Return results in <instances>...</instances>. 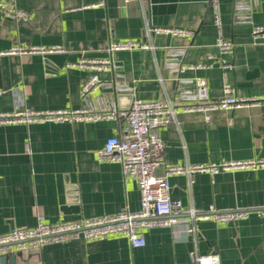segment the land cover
I'll return each instance as SVG.
<instances>
[{"label": "crops", "instance_id": "0c3cea01", "mask_svg": "<svg viewBox=\"0 0 264 264\" xmlns=\"http://www.w3.org/2000/svg\"><path fill=\"white\" fill-rule=\"evenodd\" d=\"M219 3L222 35L234 47L218 58L231 67L222 69L214 63L181 71L183 63L207 62V53L217 54V28L209 0H15L28 20L0 11V51L15 44L62 45L64 51L0 54V112L23 107L104 111L112 100L122 109L130 104L127 95L182 103L193 99L198 78L207 83L211 99L222 96L225 80L239 96H263L264 40L255 42L251 30L254 24H264V0ZM150 25L192 33L154 32ZM109 39L140 40L153 48L114 51L112 70L70 65L83 58H108ZM92 74L101 84L84 98L81 87ZM180 121V125L158 130L164 142V165L264 157L263 106L217 112L210 123L197 114L181 115ZM125 124L121 117L0 124V233L33 226L38 218L55 223L123 207L137 211L140 193L136 182L124 180L118 163L97 157L106 139L122 133ZM156 173L162 174L163 167ZM168 182L172 198L198 211L210 205L220 209L264 207V168L221 171L213 177L206 172L191 177L173 174ZM71 192L76 202H71ZM194 227V233L184 225L145 228L143 247H132L119 232L47 243L19 254L15 264H195L192 252L218 253L220 264H264V216L250 212L242 220H200Z\"/></svg>", "mask_w": 264, "mask_h": 264}, {"label": "built area", "instance_id": "2783aa9c", "mask_svg": "<svg viewBox=\"0 0 264 264\" xmlns=\"http://www.w3.org/2000/svg\"><path fill=\"white\" fill-rule=\"evenodd\" d=\"M102 4L103 2L100 1ZM213 13L217 36L214 46L216 53H207V62L183 63L180 70L207 68L217 63L222 69L231 67V64L219 55L230 53L234 44L222 35L221 14L219 0H209ZM0 11L6 16L27 21L28 14L15 4V0H0ZM154 32H165L172 35H188V29L170 27L153 28ZM253 40H264V24H254L251 30ZM150 43L127 39H109L106 45L108 58H83L70 63L83 69L93 71L112 70L114 62L111 54L114 51H130L135 49H152ZM64 51L62 45H21L15 44L0 54H50ZM219 54V55H218ZM218 58V59H217ZM161 80V79H160ZM101 81L96 74H92L82 85L81 95L88 98L100 86ZM222 96L216 99L209 97V88L203 79L194 81L193 99L186 102L172 100H141L133 97L126 109H119L114 100L110 101L104 111L93 110L88 107L70 109H33L23 107L9 112H0V124L12 123H39V122H82L101 119L124 118L125 128L122 133L109 136L104 146L97 150L99 160L118 163L121 167L124 180L132 179L136 182L140 193V207L131 211L123 207L113 213H105L90 217L61 220L55 223H46L38 218L35 225L30 227H13L9 231L0 233V256L28 253L41 248L47 243L63 242L70 239H96L111 233H122L132 247H143L146 243L143 229L167 226L184 225L189 233L195 232L194 223L200 220L215 223L238 221L248 217L250 212L264 216V207H233L220 209L210 205L203 211L193 207H184L179 199L172 198L168 176L185 174L191 177L197 172H206L213 177L221 171L249 170L255 171L264 168V157H253L245 160L221 159L212 163H186L164 165L162 150L164 142L158 133L160 127L169 124L180 125V116L197 114L204 123H210L217 112H231L238 108L255 106L264 107V95L239 96L234 87L226 80L223 83ZM163 167V173L156 170ZM195 264H220L218 253L196 254L192 252ZM25 264H40L26 262Z\"/></svg>", "mask_w": 264, "mask_h": 264}, {"label": "water", "instance_id": "95a60500", "mask_svg": "<svg viewBox=\"0 0 264 264\" xmlns=\"http://www.w3.org/2000/svg\"><path fill=\"white\" fill-rule=\"evenodd\" d=\"M150 27H152V25H150ZM153 28V27H152ZM115 81V80H114ZM113 81V84L115 85V82ZM111 86H112V83H111ZM112 90V89H111ZM115 93L117 94H120L122 95V90L121 89H114ZM120 95H117V98L120 96ZM127 96H130L128 97L129 100H130V103H131V100H132V96L131 95H127ZM130 105V104H129ZM129 105L126 107L128 108ZM126 108H122V109H126ZM69 198L71 200V202H76V195L74 194V192H71L69 194ZM15 261H16V256L14 254L10 255V256H5V255H2L0 256V264H15Z\"/></svg>", "mask_w": 264, "mask_h": 264}]
</instances>
